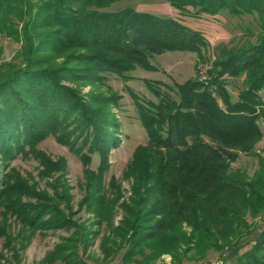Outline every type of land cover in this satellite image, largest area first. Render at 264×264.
Instances as JSON below:
<instances>
[{"label": "trees", "instance_id": "trees-1", "mask_svg": "<svg viewBox=\"0 0 264 264\" xmlns=\"http://www.w3.org/2000/svg\"><path fill=\"white\" fill-rule=\"evenodd\" d=\"M102 1L0 0V28L22 43L20 64L0 77V204L30 226L67 221L61 215L44 221L42 209L53 205L52 198L28 190L19 175L4 168L19 155L33 154L44 166L43 175L57 171L36 146L50 135L62 143L74 141L89 190L81 206L92 209L100 225L111 223L114 203L104 194L103 175L111 148L119 143L115 109L121 110V96L107 86V75L129 80L137 67L156 70L155 55L200 53L208 46L203 34L175 19L132 8L104 11L110 2ZM167 1L195 17L257 14L260 31L254 42L221 47L206 81L194 78L168 91L145 80L154 100L130 91L148 140L135 149L123 173L132 194L122 203L124 216L115 228L127 246L122 260L164 254L177 259L193 250L228 248L235 264H264V228L249 249L242 254L237 249L248 234L246 216L264 210V147L256 150L264 137L259 127L264 120V0ZM242 76L247 87L232 101L228 78ZM81 86L92 87L87 98ZM100 87L106 90H94ZM93 154L100 157L96 172L88 168ZM241 154L258 159L253 176L233 170ZM24 196L40 204H23Z\"/></svg>", "mask_w": 264, "mask_h": 264}, {"label": "rangeland", "instance_id": "rangeland-1", "mask_svg": "<svg viewBox=\"0 0 264 264\" xmlns=\"http://www.w3.org/2000/svg\"><path fill=\"white\" fill-rule=\"evenodd\" d=\"M102 2L108 4L110 2L109 6L103 9L104 11L132 8L175 19L203 34L208 46L200 53L176 51L155 55L151 61L156 66V70L137 67L129 73V80H124L118 75H107V86L121 96V110L115 109L121 124V132L118 134L119 143L111 148L108 155V169L103 175L104 194L111 204L114 203L111 223L105 221L100 225L92 209L81 206L89 190L86 189L84 176L86 166L80 154L76 152L77 149H74L76 146L74 141L66 144L60 142L56 136L50 135L36 146L37 152L44 153L57 165V171L53 170L43 175L44 166L33 154L19 155L4 168L9 174L19 175L28 185V190L33 189L52 198L53 205H46V208H49L44 211L42 209V215L45 214L44 221L61 215L67 222L61 224L48 221V225L44 227L30 226L29 221L13 213L12 207L6 203L0 204V264H235L236 257L231 254L232 249L228 248L193 250L185 255H178L177 259L169 254L151 260L137 256L136 262H124L122 256L127 246L115 233V228L120 226L124 216L121 205L128 201L132 194L131 182L123 178V173L135 149L139 145L146 144L148 140L130 91L141 98L154 100L155 97L146 86L145 80L160 82L163 89L168 91L174 89L177 84H183L194 78L202 80L206 75L208 80V71L211 70L221 47L231 48L247 41H255L260 31L258 15H233L228 11H222L217 15L202 14L195 17L178 11L167 0H103ZM8 18L14 19V25L20 28L14 15L10 14ZM8 32L0 28V77L10 73V65L16 66L21 62L20 37ZM61 60L58 59L57 62ZM69 85L75 87L73 84L69 83ZM246 87L245 76L228 78L226 88L232 101H236L239 93ZM91 90V86L79 88L84 98H87L86 95ZM94 90L106 89L100 87ZM261 95L264 97V92H261ZM259 127L264 135V120H260ZM77 146L83 147L80 141ZM263 147L264 137L256 145L257 152H261ZM99 164V155L93 154L88 168L96 172ZM232 168L253 176L259 168V161L256 157L241 154ZM115 193H117L116 199ZM20 202L27 205L40 204L36 198L28 196H24ZM41 203L49 204V201ZM246 222L248 234L237 245L239 254L250 248L252 240L264 228V210L255 217L247 215Z\"/></svg>", "mask_w": 264, "mask_h": 264}, {"label": "built area", "instance_id": "built-area-1", "mask_svg": "<svg viewBox=\"0 0 264 264\" xmlns=\"http://www.w3.org/2000/svg\"><path fill=\"white\" fill-rule=\"evenodd\" d=\"M206 79H207L206 75L202 77V80L206 81Z\"/></svg>", "mask_w": 264, "mask_h": 264}]
</instances>
